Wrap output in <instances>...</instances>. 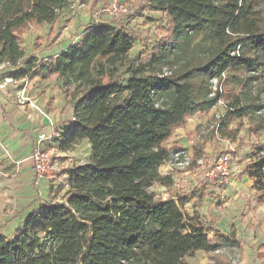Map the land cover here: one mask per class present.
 <instances>
[{
	"label": "trees",
	"instance_id": "trees-1",
	"mask_svg": "<svg viewBox=\"0 0 264 264\" xmlns=\"http://www.w3.org/2000/svg\"><path fill=\"white\" fill-rule=\"evenodd\" d=\"M68 3L0 0V65L16 81L63 80L75 121L54 144L91 146L89 162L67 172L63 202L45 200L12 239L0 235V264H189L215 251L198 214L152 189L173 185L159 170L176 130L222 100L214 81L226 74L249 87L264 71V0H148L167 35L144 57H129L125 28L92 22L57 57L27 59L22 35L55 23ZM247 116L228 110L219 130ZM244 172L264 197V155Z\"/></svg>",
	"mask_w": 264,
	"mask_h": 264
},
{
	"label": "rangeland",
	"instance_id": "rangeland-1",
	"mask_svg": "<svg viewBox=\"0 0 264 264\" xmlns=\"http://www.w3.org/2000/svg\"><path fill=\"white\" fill-rule=\"evenodd\" d=\"M147 1L68 0V5L59 14L55 23L32 25L22 35L25 56L27 59L35 56L39 62L57 57L62 53L63 47L78 41L82 31L89 24L99 20L125 28L135 39L129 57H144L167 35L166 17L162 13L150 11ZM113 2L126 5L132 13L125 15L121 22L114 21L102 12L104 6ZM82 3L86 8L83 11L74 13L69 7ZM23 65L24 62L21 66ZM5 67L7 71H15L8 66ZM8 73L1 75V78L9 79ZM255 77L257 81L251 86L241 87L231 75L227 76L222 82V101L227 108L216 105L209 112L198 114L200 119L195 122L200 121V125L197 126V136L192 137V146L200 153L199 155L192 153L195 157L211 159L222 153L231 154L232 177L228 185H232L237 193L227 191L228 187L218 190L206 185L200 195V192H194L196 188H185L191 184L179 177L173 181L175 183L170 189L159 185L152 189L156 197L163 200L176 198L183 202V196H190L192 202L187 210L190 213L197 211L207 224L208 238L215 251L192 254L186 258L189 264H264V197L252 189V180L244 172L254 160L264 155V71ZM16 87L18 90L19 88L24 90L25 99H28L25 103L28 102L40 113H47L55 118L59 129L64 131V128L71 125L75 99L71 96L70 88L68 92L63 80L37 78L27 83L21 81ZM232 107L236 111L246 109L248 116L235 119L227 132H222L219 129L224 122L223 117L227 115L228 110L234 111ZM90 154L91 146L87 141L81 142L69 152H61L58 147L56 148L52 157L54 174L51 178H44L48 185L45 200L51 204L63 202L68 188L67 172L75 166L87 164ZM3 172L0 162V197L8 195L9 198L2 204L0 202V230H4L10 239V236L13 238L15 235L16 227L22 228L23 223L16 210L17 201L13 202V198H10L12 195L10 192L12 189L16 191V186L12 184L15 188L7 189L6 195L1 193L2 183H5L6 179L13 180L12 177L4 176ZM172 172L188 176L186 172ZM192 173L196 180L201 174L197 169H193ZM42 201L33 212L39 210ZM187 210L185 209L186 212Z\"/></svg>",
	"mask_w": 264,
	"mask_h": 264
},
{
	"label": "crops",
	"instance_id": "crops-1",
	"mask_svg": "<svg viewBox=\"0 0 264 264\" xmlns=\"http://www.w3.org/2000/svg\"><path fill=\"white\" fill-rule=\"evenodd\" d=\"M72 44L70 43L66 47H63L62 52ZM5 68L4 64L0 65V162L2 163L4 176L8 178L12 177L13 180L6 179L5 183H2L3 191L1 193L6 195L5 192L7 189H10V187L15 188L14 185L16 186L17 190L13 191L12 189L10 198H13V202L17 201L16 210L20 214L19 217H22V223L24 225L29 215L36 210L40 201L43 200L42 203H44V196L47 197L46 194L48 192L46 191L48 189L47 181L43 179L38 185L36 183L33 162L31 160L33 145L38 139V135L44 132L49 133L53 128L59 129V125L56 119L47 113H40L39 110H35L28 102H20L19 95L23 89L19 88L18 90L16 86L6 83L5 77L1 78V75L10 72V70L7 71ZM199 119L200 115H196L188 120L186 126L178 128L172 139L166 143V147L168 149L187 148L194 154L195 149L192 146V137L197 136V126L200 125V121L196 123L195 120ZM159 171L162 176H171L173 181L178 177L185 179V181L191 184L190 187L187 185L185 188H196L194 192H200V195L204 192V189L198 185L194 174L188 176L177 175L170 171L167 164L161 166ZM171 187L163 188L170 189ZM227 187V191L234 194L237 193V190L232 185H228ZM7 196L0 197L2 198L0 201L1 204L6 199H9ZM164 200L180 201V199L176 200V198ZM182 200L187 210V207L192 202L191 197L183 196ZM188 213L191 215L198 214L197 211H193L192 213L188 211ZM18 229L16 227V232ZM0 235L9 238L5 235L4 230H0ZM10 239H12L11 236Z\"/></svg>",
	"mask_w": 264,
	"mask_h": 264
},
{
	"label": "built area",
	"instance_id": "built-area-1",
	"mask_svg": "<svg viewBox=\"0 0 264 264\" xmlns=\"http://www.w3.org/2000/svg\"><path fill=\"white\" fill-rule=\"evenodd\" d=\"M69 7L74 13L86 9L85 4L83 3L79 5L73 4ZM102 12L105 15L110 16L114 21L120 22L125 15L132 13L126 5L124 6L117 2L104 6ZM95 23L102 22L97 20ZM225 78H227V75L223 74L220 80L214 81L215 90L222 92V82ZM21 81H16L10 78L6 79V83L14 86L21 84ZM25 82L27 83V81ZM19 96V100L22 103H25V101L28 100L25 99L23 90L20 92ZM217 105H222L224 108H227L222 100H220ZM74 121L75 119L72 118L71 122L74 123ZM59 137L60 129L53 128L49 133L44 132L38 135V139L33 145L31 160L33 162L37 185L44 178H51L54 174L55 166L52 163V157L57 148L54 144L55 140ZM166 164L171 171L186 172V175L193 174L192 170L197 169V172L201 173L197 179V183L203 189L207 186L210 187L211 185L220 190L228 186L232 177V157L230 153H222L211 159H207L203 156L195 157L192 152L188 151L186 148H175L172 150L170 158Z\"/></svg>",
	"mask_w": 264,
	"mask_h": 264
}]
</instances>
